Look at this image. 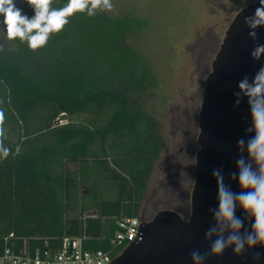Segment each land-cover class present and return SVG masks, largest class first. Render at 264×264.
<instances>
[{
  "label": "trees",
  "instance_id": "trees-1",
  "mask_svg": "<svg viewBox=\"0 0 264 264\" xmlns=\"http://www.w3.org/2000/svg\"><path fill=\"white\" fill-rule=\"evenodd\" d=\"M73 16L76 22L54 33L34 67L18 40L0 52L5 143L13 152L21 146L20 155L0 162V254L6 246L58 249L65 237L83 238L89 250H109L119 220L138 217L162 151L143 106L154 78L127 42L140 21L101 11ZM84 186L97 217L83 215L89 209L79 195Z\"/></svg>",
  "mask_w": 264,
  "mask_h": 264
},
{
  "label": "rangeland",
  "instance_id": "rangeland-1",
  "mask_svg": "<svg viewBox=\"0 0 264 264\" xmlns=\"http://www.w3.org/2000/svg\"><path fill=\"white\" fill-rule=\"evenodd\" d=\"M256 1L112 0L115 10L101 11L111 18L129 15L140 21V28L127 42L143 57L154 78L143 97V106L161 138L162 151L140 201V219L144 215L152 219L157 212L168 209L189 217L205 80L234 16ZM17 7L31 17L28 4L18 2ZM76 20L71 16L69 24ZM84 27L87 29L86 23ZM1 41L15 47V41ZM21 45L23 51L31 52L29 60L34 67L42 49L31 50L26 43ZM85 190V186L81 187L80 195Z\"/></svg>",
  "mask_w": 264,
  "mask_h": 264
},
{
  "label": "water",
  "instance_id": "water-1",
  "mask_svg": "<svg viewBox=\"0 0 264 264\" xmlns=\"http://www.w3.org/2000/svg\"><path fill=\"white\" fill-rule=\"evenodd\" d=\"M258 6L259 0L234 16L205 80L189 217L184 219L173 210L157 212L151 220L142 222L134 241L110 264H193L190 256L193 250L208 251L211 240L205 239V233L214 223L210 209L218 206L212 171L222 168L227 180L228 172L235 170L237 140L241 136L246 138L245 128L250 124L247 99L235 106L234 93L239 91L237 83L244 75L251 78L264 64V57L254 61L250 56L255 44H264V27L257 29L258 38L253 42L244 24V17ZM65 120L63 114L59 122ZM232 187L239 190L235 182ZM237 214L242 215L239 210ZM245 226H249L247 222ZM254 251L261 253L258 262L253 261V252L236 257L232 249H228L220 257H209L205 264H264V251L259 248Z\"/></svg>",
  "mask_w": 264,
  "mask_h": 264
},
{
  "label": "clouds",
  "instance_id": "clouds-1",
  "mask_svg": "<svg viewBox=\"0 0 264 264\" xmlns=\"http://www.w3.org/2000/svg\"><path fill=\"white\" fill-rule=\"evenodd\" d=\"M18 2L20 0H0V17H3L0 20V31L3 32L0 39L5 42L18 40L31 50L44 48L52 34L61 32L75 13L92 17L100 11L115 10L112 0H67L60 8L51 6L53 0H23L33 9V15L29 17L17 7ZM244 24L255 42L257 29L264 27V0H259L255 11L244 17ZM3 51L4 43H0V52ZM250 56L254 61H260L264 57V44H255ZM237 87L235 106H239L242 99H247L250 124L245 128L246 138L241 136L237 140L235 170L228 172L227 180L222 168L212 171L218 206L210 209L214 223L205 233V239L211 243L206 253L199 250L190 253L193 264H205L209 257H220L228 249H232L236 257L253 252V261L258 262L261 253L254 250L264 251V64L251 78L244 75ZM4 122L5 112L0 109V162L21 153L19 144L13 152L5 143ZM232 182L236 183L238 191L233 190ZM238 210L242 215L237 214Z\"/></svg>",
  "mask_w": 264,
  "mask_h": 264
},
{
  "label": "built area",
  "instance_id": "built-area-1",
  "mask_svg": "<svg viewBox=\"0 0 264 264\" xmlns=\"http://www.w3.org/2000/svg\"><path fill=\"white\" fill-rule=\"evenodd\" d=\"M142 220L137 216L119 220V229L109 250H89L81 237H65L58 249L15 250L6 246L0 254V264H110L138 235ZM13 237V234L10 235Z\"/></svg>",
  "mask_w": 264,
  "mask_h": 264
},
{
  "label": "crops",
  "instance_id": "crops-1",
  "mask_svg": "<svg viewBox=\"0 0 264 264\" xmlns=\"http://www.w3.org/2000/svg\"><path fill=\"white\" fill-rule=\"evenodd\" d=\"M86 190L82 193L83 196L87 197L86 199V204H87V211H85V213L83 214L85 217H97L98 216V211L96 209H94L93 207H91L92 201L89 202V198H88V193H89V189L85 186ZM80 195V194H79ZM77 214H78V209H77Z\"/></svg>",
  "mask_w": 264,
  "mask_h": 264
},
{
  "label": "flooded vegetation",
  "instance_id": "flooded-vegetation-1",
  "mask_svg": "<svg viewBox=\"0 0 264 264\" xmlns=\"http://www.w3.org/2000/svg\"><path fill=\"white\" fill-rule=\"evenodd\" d=\"M146 211H147V209L143 210V213L145 214ZM143 218H146V216L144 215Z\"/></svg>",
  "mask_w": 264,
  "mask_h": 264
}]
</instances>
